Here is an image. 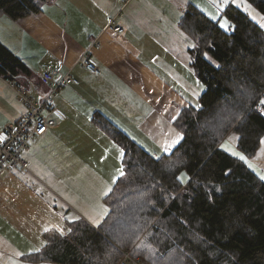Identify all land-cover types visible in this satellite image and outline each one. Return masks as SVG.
Listing matches in <instances>:
<instances>
[{
  "label": "crops",
  "instance_id": "crops-1",
  "mask_svg": "<svg viewBox=\"0 0 264 264\" xmlns=\"http://www.w3.org/2000/svg\"><path fill=\"white\" fill-rule=\"evenodd\" d=\"M229 3L233 0H48L17 19L0 16V43L23 65L11 78L0 74V131L27 110L16 88L43 101L50 89L42 71L69 72L77 79L46 106L47 131L21 152L27 168L11 164L0 170V264H55L39 258L47 244L44 231L66 235L76 221L98 228L108 214L105 197L123 172V150L95 115L154 156L179 143L182 134L173 121L189 103L190 82L197 94L204 89L181 16L191 6L220 15ZM111 15L124 27L121 34L105 28ZM85 53L98 73L79 61Z\"/></svg>",
  "mask_w": 264,
  "mask_h": 264
},
{
  "label": "trees",
  "instance_id": "trees-1",
  "mask_svg": "<svg viewBox=\"0 0 264 264\" xmlns=\"http://www.w3.org/2000/svg\"><path fill=\"white\" fill-rule=\"evenodd\" d=\"M47 1L0 0V16L17 19ZM248 1L264 13V0ZM224 14L232 30L194 6L181 16L204 89L173 121L179 143L154 156L95 115L123 150V174L105 197L109 212L98 228L76 221L66 235L47 229L39 258L117 264L128 249L150 264H264V179L220 148L235 132L238 148L251 156L264 135V29L233 3ZM18 68L20 60L0 43V74L11 78Z\"/></svg>",
  "mask_w": 264,
  "mask_h": 264
},
{
  "label": "built area",
  "instance_id": "built-area-1",
  "mask_svg": "<svg viewBox=\"0 0 264 264\" xmlns=\"http://www.w3.org/2000/svg\"><path fill=\"white\" fill-rule=\"evenodd\" d=\"M105 28L114 34H121L124 31V27L118 22L116 15L108 17ZM91 44L97 45L98 41L93 40ZM79 61L90 72L94 74L99 72L95 62L87 53ZM40 77L50 89L43 101H36L26 91L16 88V92L27 110L16 123L6 125L0 131V170L11 164L27 168L28 161L21 156V152L28 146L31 139L42 136L47 131L49 122L45 113L46 106L52 103V96L63 86L77 82V79L69 72L60 73L49 69L42 71ZM123 255L122 260L117 264H139L138 259L133 258L128 251H125Z\"/></svg>",
  "mask_w": 264,
  "mask_h": 264
},
{
  "label": "rangeland",
  "instance_id": "rangeland-1",
  "mask_svg": "<svg viewBox=\"0 0 264 264\" xmlns=\"http://www.w3.org/2000/svg\"><path fill=\"white\" fill-rule=\"evenodd\" d=\"M233 3L237 5L240 9L244 10L250 16L251 19H253L256 23H258L264 29V13L253 2L251 3L248 0H233ZM205 7H206V10H208L206 12L209 14V8L207 6ZM206 16H208L209 18L213 20H217L220 27L223 28L224 30H227V31L232 30L231 21L226 17L224 13H222V10L220 12V15H206ZM224 21H227V25H228L227 27L221 26V23ZM173 88L175 87L173 86ZM175 89L177 90V88ZM197 90H198V86L192 85V82H190V93L188 94L189 96L188 99H190L189 103H192V104L197 103V100L200 94L202 93V91H199V94H197ZM191 92H192V95H191ZM194 97L196 98L194 99ZM178 102H180L179 99H176L174 101V103H178ZM237 140H238L237 133L229 132L222 140L220 144V148L234 157H237L240 159L241 157H243V159L241 160H243L248 166V168L251 171H253L261 179V177L264 176V135L262 136L260 140V145L257 151L255 152V154L251 156H247L240 148H238ZM233 152L239 153V155H233L232 154ZM182 174L184 175V178L182 180L186 181V173L183 172ZM125 251H128L130 253L128 249L122 250L123 253ZM123 253H122V257L120 258L118 262L122 260L124 256ZM131 256L135 259H138L139 264H150L143 256H140V255L138 256L131 255Z\"/></svg>",
  "mask_w": 264,
  "mask_h": 264
},
{
  "label": "snow or ice",
  "instance_id": "snow-or-ice-1",
  "mask_svg": "<svg viewBox=\"0 0 264 264\" xmlns=\"http://www.w3.org/2000/svg\"><path fill=\"white\" fill-rule=\"evenodd\" d=\"M221 26L222 27H227L228 26L227 25V21L222 22L221 23ZM261 103L264 104V101H261ZM232 154L233 155H239V153H236V152H233ZM241 159H243V157H241ZM121 174H123V173H121ZM183 178H184V175L181 174V177H179V179H183ZM261 179H264V176H262ZM58 230L61 231V234H63V231L62 230H60V229H58Z\"/></svg>",
  "mask_w": 264,
  "mask_h": 264
}]
</instances>
